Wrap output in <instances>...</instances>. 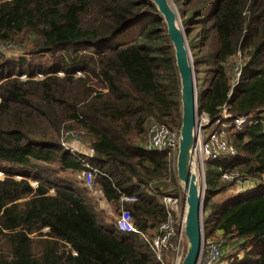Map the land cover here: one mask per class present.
<instances>
[{
  "label": "trees",
  "instance_id": "1",
  "mask_svg": "<svg viewBox=\"0 0 264 264\" xmlns=\"http://www.w3.org/2000/svg\"><path fill=\"white\" fill-rule=\"evenodd\" d=\"M173 1L196 75L211 72L200 110L213 124L223 107L256 120L226 129L233 159L206 163L204 237L237 241L218 264H264V0ZM10 46L23 56L9 58ZM238 51L245 65L228 96ZM151 122L181 123L174 49L151 0H0V264H159L139 233L115 220L105 229L88 189L62 174L91 171L93 189L154 235L166 216L146 187L178 180L166 152L144 149ZM72 138L94 158L62 145ZM246 182L252 190L216 197Z\"/></svg>",
  "mask_w": 264,
  "mask_h": 264
},
{
  "label": "built area",
  "instance_id": "2",
  "mask_svg": "<svg viewBox=\"0 0 264 264\" xmlns=\"http://www.w3.org/2000/svg\"><path fill=\"white\" fill-rule=\"evenodd\" d=\"M244 56L241 51L236 52L231 67L229 89L227 95L230 96L234 88L239 84L244 64ZM198 108L196 113L195 125V142L193 145L192 166L193 170L201 180L204 181L206 163L211 160H231L237 155V150L234 145L228 140L227 130L231 127L233 130L244 132L248 127L256 122L254 114L244 113L231 115L226 112L225 107L222 109V116L213 120L200 110V105L197 102ZM264 124V108L261 110ZM228 119L227 121L222 120ZM147 143L144 149L153 151H164L172 158L175 165L176 155L178 150L179 131L176 128H171L164 123L151 122L148 126ZM76 138L71 141H63L62 145L66 149H73L72 142L79 144ZM70 145H72L70 147ZM77 151L79 148L77 146ZM88 157L94 155L91 149L85 152ZM85 184L92 189L93 176L89 170L82 171ZM237 176L236 173L227 172L222 175L224 179L231 180ZM177 187L174 190H166L159 195V202L162 204L165 219L157 227L154 235L148 236L139 231L134 224V219L131 213L121 208L117 218L115 219L116 227L121 232L139 233L142 238L148 243L153 250L156 260L159 264H165L166 257L170 258V264H181L186 251V238L184 234V222L186 212L185 195L183 194V186L177 181ZM184 189V188H183ZM137 200L135 195H123L122 202H132ZM222 247L214 238L203 237L200 255L197 264H218L222 258Z\"/></svg>",
  "mask_w": 264,
  "mask_h": 264
},
{
  "label": "water",
  "instance_id": "3",
  "mask_svg": "<svg viewBox=\"0 0 264 264\" xmlns=\"http://www.w3.org/2000/svg\"><path fill=\"white\" fill-rule=\"evenodd\" d=\"M166 23L173 45L176 70L180 81L181 123L176 155V176L185 189L186 212L184 234L186 251L181 264H197L204 237L206 180L198 182L192 166L196 113L199 92L195 63L188 45L187 33L172 0H151Z\"/></svg>",
  "mask_w": 264,
  "mask_h": 264
},
{
  "label": "rangeland",
  "instance_id": "4",
  "mask_svg": "<svg viewBox=\"0 0 264 264\" xmlns=\"http://www.w3.org/2000/svg\"><path fill=\"white\" fill-rule=\"evenodd\" d=\"M172 2L174 3L173 0H172ZM174 5H175V3H174ZM1 50L4 51L6 54H8L10 56L9 58H13V60L15 59V57L17 58L19 56H23L18 49L13 48L11 46L8 47V48L1 47ZM25 58H28V60H29L30 57H25ZM192 58H193V56H192ZM207 67L209 68L210 65H208ZM210 75H211V72L209 70H206L205 73H201V72L200 73H197V75H196V78H197V90L199 92L198 103H199L200 106L202 105V101H203V94H204V91H205V83L209 79ZM72 143H73V146L75 148H73L71 150L73 152H79V151H77L78 150L77 149L78 144L75 143V142H72ZM145 143H147V132H146V140H145L144 144ZM71 146L72 145H70V147ZM80 152L85 153V151H83V150H80ZM86 158H89V157L87 156ZM173 168L175 169L176 168V165H174ZM175 171H176V169H175ZM62 174H64L65 176L71 177V178H75L78 181L79 186H82L84 188L86 187L88 189V191H89L88 192V196L85 198L86 205L88 206V208L90 209V211L92 212V214L96 218L98 217L99 219H101V220H98L99 223L105 229L111 230L113 226L109 222L110 221H114L117 218L116 216H118V214H119L118 213L116 215V212L114 211L115 210L114 205H110L109 212L105 214V219H108V221H109L108 222L103 217H100L101 212L98 211L97 206H96V202L94 200V197H92L94 195L91 196L89 194L93 190V186H92V189H89L88 188V186L85 184V180H84V176H83L82 172L65 171ZM2 176H3V173L0 171V177H2ZM16 177H18V176H16ZM204 178L206 180V175H205ZM197 179H198V182L199 183L202 181L201 178L198 177V176H197ZM177 180H178V178H177ZM30 181H31V183L33 185L35 184V180H30ZM178 181H179V183L184 188L183 183L180 180H178ZM239 185H241V184H239V183L238 184H234L232 187L228 188L223 193H221L219 195H216V197L222 198L224 196H228V195L234 193L235 190H237V188H238ZM183 188H182V191H183V194L185 195V189H183ZM212 238H214L215 240H217L220 243L221 247H222V250H223L222 260L223 261H226V259H230L231 256H233V254L236 253L238 246H236L237 241L235 239H231L229 237H226V239H223L222 240V236L219 235V233L218 234L217 233H214V235L212 236ZM165 264H170V258L168 256L166 257Z\"/></svg>",
  "mask_w": 264,
  "mask_h": 264
},
{
  "label": "crops",
  "instance_id": "5",
  "mask_svg": "<svg viewBox=\"0 0 264 264\" xmlns=\"http://www.w3.org/2000/svg\"><path fill=\"white\" fill-rule=\"evenodd\" d=\"M143 146H144V144H143ZM78 148H79L78 153H81L84 155V157H87V154L80 152V150L87 152V150L90 148L85 146V145H82V144H78ZM93 158H94V155L92 157H89V159H93ZM167 188H169V187L168 186L165 187L162 184H158V186H155V188H153L152 184H148V186L146 187V191L150 194V196L152 198H155L159 202V195L164 193L166 190H168ZM251 188H252V186H250V184L248 182L242 183L241 185L238 186L237 190H235L234 193L235 194L244 193L245 191L252 190ZM89 194L91 196L94 195L92 197H94L98 211L101 212L100 217H103L105 219V214L109 212L110 205H112V204L109 201H107L106 198L103 197L101 191L98 189H93ZM120 203L122 204L121 200H120ZM119 208L120 207L118 205V208H115V210H114L116 212V215L119 213V211L121 209V208L120 209ZM105 220L108 221V219H105ZM113 222L114 221H110L109 223L112 224ZM153 232L154 231H152V233Z\"/></svg>",
  "mask_w": 264,
  "mask_h": 264
}]
</instances>
